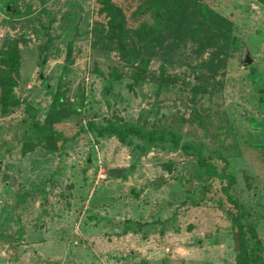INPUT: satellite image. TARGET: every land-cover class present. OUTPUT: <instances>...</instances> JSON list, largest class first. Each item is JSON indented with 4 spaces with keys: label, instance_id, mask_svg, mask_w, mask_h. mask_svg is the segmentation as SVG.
Listing matches in <instances>:
<instances>
[{
    "label": "rangeland",
    "instance_id": "rangeland-1",
    "mask_svg": "<svg viewBox=\"0 0 264 264\" xmlns=\"http://www.w3.org/2000/svg\"><path fill=\"white\" fill-rule=\"evenodd\" d=\"M113 1L129 18L140 0ZM201 1L232 22L238 43L204 73L195 69L211 49L191 30L199 3L177 5L154 38L108 26L98 0H0V45L8 52L15 42L19 53L15 97L43 123L71 50L66 99L77 113L56 128L84 129L52 151L32 136L23 105L0 106V264H235L237 211L197 151L136 138L127 146L88 130L111 121L172 133L234 176L264 257V6ZM9 65L1 55L0 82Z\"/></svg>",
    "mask_w": 264,
    "mask_h": 264
},
{
    "label": "trees",
    "instance_id": "trees-1",
    "mask_svg": "<svg viewBox=\"0 0 264 264\" xmlns=\"http://www.w3.org/2000/svg\"><path fill=\"white\" fill-rule=\"evenodd\" d=\"M184 1H191L200 4V17L193 22L191 30L193 33H200L203 40L211 49L209 57L202 65H198L195 71L204 73L210 68L211 63H218L227 56L229 49L237 48L238 43L233 37V25L225 17H222L203 3L201 0H140L136 10L128 16L123 7L113 0H98V15L104 18L106 24L115 29H133L135 32L144 33L155 38L162 36V31L167 30L166 25L171 15L177 12V5ZM264 6V0H256ZM157 39V38H156ZM48 45V44H47ZM49 46V45H48ZM48 46H45L39 60V66L43 67L47 62ZM4 55L10 61L8 66V76L6 80L0 82V106L3 110L23 105L26 113L31 118V134L41 140V144L52 151H57L67 143L74 142L84 131L82 128L78 133L65 135L56 127L64 120L69 119L77 110L71 106L66 99L67 75L70 72L73 58L71 50L68 52L66 64L59 81V90L54 96L51 108L43 123L38 121L34 108L25 100L21 101L14 95L13 89L17 84V69L19 64V53L15 42L11 45L8 52H4L0 45V56ZM130 59L136 64V57L133 53L129 54ZM206 68V69H205ZM205 69V70H204ZM65 89V90H63ZM262 101L264 100V88L259 86ZM88 130L95 134L97 138L115 137L120 144L132 146L134 139H139L142 143L153 148H167L170 143V149L175 150H193L198 153V164L205 169V174L210 182L217 183L226 202L237 212L232 215V231L237 244V256L235 264H264V257L260 254L262 242L257 232V227L253 223H243L245 213L241 212L242 206L232 194V188L236 179L227 174L224 169L219 170L217 166L206 158L200 149L189 144H180L177 137L172 133L165 131H147L142 126L130 123L108 122L106 125H97L95 122H89ZM117 176L123 175L117 172ZM120 174V175H119ZM207 189V188H206ZM218 205H222L221 200ZM131 223V222H129ZM133 225V224H132ZM139 231L141 223L135 222ZM134 229L126 226L125 232Z\"/></svg>",
    "mask_w": 264,
    "mask_h": 264
}]
</instances>
